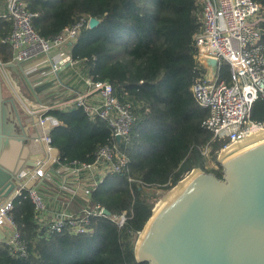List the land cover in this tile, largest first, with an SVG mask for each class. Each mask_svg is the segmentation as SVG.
Masks as SVG:
<instances>
[{"label": "trees", "instance_id": "16d2710c", "mask_svg": "<svg viewBox=\"0 0 264 264\" xmlns=\"http://www.w3.org/2000/svg\"><path fill=\"white\" fill-rule=\"evenodd\" d=\"M254 1L264 13V0ZM26 3L37 14L33 28L47 39L82 20L99 21L93 29H81L70 54L85 76L110 84L117 100L132 105L136 120L131 141L121 147L128 166L122 174L107 176L91 196L116 219L126 213V221L119 226L95 218L91 235L46 236L35 221L32 202L17 198L12 215L27 256L14 257L0 242V264H147L136 260L135 247L164 195L196 169L223 178L218 159L228 141L213 140L202 128L208 111L191 91L196 77L194 37L202 29L197 0ZM11 28V21L0 20V62L5 65L13 62L6 41ZM47 115L60 122L51 137L63 162L93 163L97 149L112 142L107 123L91 120L82 109H53ZM251 119L264 124V99L254 103Z\"/></svg>", "mask_w": 264, "mask_h": 264}, {"label": "built area", "instance_id": "2783aa9c", "mask_svg": "<svg viewBox=\"0 0 264 264\" xmlns=\"http://www.w3.org/2000/svg\"><path fill=\"white\" fill-rule=\"evenodd\" d=\"M197 6L202 29L194 37L196 77L191 91L199 106L208 111L202 128L213 134V140L228 141L224 152L264 130V124L251 119L254 103L264 99V13L254 0H197ZM36 17L37 14L28 10L26 0H9L7 14L0 16V20L12 22L6 39L13 49L12 64L21 68L56 52L60 57L50 62V73L58 76L67 63L77 66L78 76L87 89L72 99H64L61 92L56 100L43 102L36 100L33 90H28L24 99L19 97L28 116L27 123L42 132L32 139V145L42 146L44 155L17 176L13 191L0 204V229L6 234L0 242L16 258L27 256V247L12 215L15 200L20 197L32 202L35 221L46 236L91 235L95 218L117 221L123 226L126 213L118 219L108 216L102 205L92 202L91 196L107 176L122 174L127 168L129 160L121 147L130 144L136 120L132 105L117 100L110 84L85 76L78 62L66 56L81 29L90 27V20H82L47 39L33 28ZM208 60L217 63L215 74L206 67ZM0 69L2 83L3 79H11L12 70L2 62ZM224 69L228 71L226 77L222 75ZM28 97L33 98L29 104ZM73 108L82 109L91 120L105 121L112 131V142L97 149L93 163L63 162L52 144L51 132L60 122L48 116V112ZM204 153L208 154L209 150ZM49 191L53 193L52 207L46 194Z\"/></svg>", "mask_w": 264, "mask_h": 264}, {"label": "water", "instance_id": "95a60500", "mask_svg": "<svg viewBox=\"0 0 264 264\" xmlns=\"http://www.w3.org/2000/svg\"><path fill=\"white\" fill-rule=\"evenodd\" d=\"M98 25L95 18L90 20L91 29ZM6 67L19 72L12 63ZM206 67L215 74L217 63L208 60ZM10 103L13 109L3 94L0 69V200L13 191L28 152L24 148L15 173L1 163L4 152L14 146L12 139L24 141L17 132L23 131L21 121H12V112L19 118L15 101ZM224 152L218 159L222 179L196 169L199 174L182 191L163 199L168 203L156 216L154 209L136 243L139 263L264 264V140L226 160ZM105 214L111 215L108 210ZM4 236L0 229V241Z\"/></svg>", "mask_w": 264, "mask_h": 264}, {"label": "crops", "instance_id": "0c3cea01", "mask_svg": "<svg viewBox=\"0 0 264 264\" xmlns=\"http://www.w3.org/2000/svg\"><path fill=\"white\" fill-rule=\"evenodd\" d=\"M8 1L9 0H0V16L7 14ZM66 53H67L66 56L71 58L70 50H68ZM58 54L59 53L53 52L47 58L35 59L34 61L23 65L21 68H18L19 69L18 74L11 71L12 75L15 74L16 78L17 76H21L23 78L25 89L33 90L36 96V100H42L43 102L53 101L57 99L58 95H60L61 92H63L64 99H72L73 97L76 96V94L86 92L87 88L84 85V82H81L82 80L78 76L80 70L78 69L77 66H70L67 63L63 66L58 76L54 77L50 73L49 64L51 61L55 62L56 60H58V58L60 57L58 56ZM67 59H68L67 57H64V60L67 61ZM23 75L27 76L26 80L24 79ZM17 83L18 85L15 86L17 87L16 90H14V88L12 87L14 90L13 94L18 99L20 96L21 98H23L25 89L23 90V87H21L20 85L21 83L19 82L18 79H17ZM10 99L14 100V98H10ZM21 124L23 126V131L22 129H18L17 132L18 134H20L19 138H22L24 141L18 142L17 140L12 139L13 144L16 145V149L18 148L16 153L12 154V152L7 150L4 152L1 158V163L12 173L13 172L15 173L17 167L19 166L21 155L23 153L24 148H27L28 152H27V158L24 162V165L22 166L23 167L22 171H24L26 167L32 166L37 160L41 159L44 155L42 146L32 145L33 144L32 139L36 136L41 135L42 132L36 128H32V125L28 124L26 120L21 121ZM22 171H20L15 177L17 178V176ZM46 194H47V198L50 201L49 202L50 206L52 207L51 197L53 193L49 191L46 192ZM5 199L0 200V204ZM2 231L4 235H6L3 229Z\"/></svg>", "mask_w": 264, "mask_h": 264}, {"label": "bare ground", "instance_id": "6f19581e", "mask_svg": "<svg viewBox=\"0 0 264 264\" xmlns=\"http://www.w3.org/2000/svg\"><path fill=\"white\" fill-rule=\"evenodd\" d=\"M264 140V130L255 132L252 136H250L244 143L240 145H234L229 147L224 153H223V158L226 160L233 154L253 145L258 142H261ZM11 152V151H10ZM9 152V153H10ZM8 156V155H7ZM8 159V157H7ZM199 174L198 171H194L192 174H190L185 180H183L179 186L171 193L168 194V197L166 200L172 199L175 195H177L180 191H182L197 175ZM168 201H161L159 204H157L155 208V213L154 215L156 216L159 211L168 203ZM167 202V203H166ZM143 235V234H142Z\"/></svg>", "mask_w": 264, "mask_h": 264}, {"label": "rangeland", "instance_id": "374dc122", "mask_svg": "<svg viewBox=\"0 0 264 264\" xmlns=\"http://www.w3.org/2000/svg\"><path fill=\"white\" fill-rule=\"evenodd\" d=\"M223 77H226V75H225V73H224V71H223ZM10 78L11 79H7V80H5V79H3V94H4V97L6 98V99H10V98H14V101H15V106L17 107V109H18V111H19V113H20V115H21V117H22V119H23V121H25L26 119H28V116H27V114L25 113V108H24V106H23V104H22V102L13 94V92H14V90H13V86L15 87V86H17L18 85V83H17V79L19 80V82L21 83L20 85H21V87H23V90L25 89V84L23 83V78L21 77V76H17V78H16V76H15V74H13V75H11L10 76ZM28 94V90L27 89H25L24 90V95H27ZM13 95V96H12ZM29 98V100H26V103L27 104H29V102L31 101V100H33V98H30V97H28ZM13 100V99H12ZM18 149V148H17ZM17 149H16V145H14L13 147H12V149H11V152H12V154H15L16 153V151H17ZM211 166H214V164H211ZM188 177V176H187ZM186 177V178H187ZM185 178V179H186ZM184 179V180H185ZM167 196H168V193H166L165 195H164V197L162 198V200L161 201H163V199L164 198H167ZM160 201V202H161ZM159 202V203H160ZM158 203V204H159Z\"/></svg>", "mask_w": 264, "mask_h": 264}, {"label": "flooded vegetation", "instance_id": "af4514ba", "mask_svg": "<svg viewBox=\"0 0 264 264\" xmlns=\"http://www.w3.org/2000/svg\"><path fill=\"white\" fill-rule=\"evenodd\" d=\"M5 99H6V98H5ZM6 101H7L8 105H9V107H10V106L12 105V104L10 103L11 99H6ZM10 108L13 109V105H12ZM17 111H18V109H17ZM18 113H19V111H18ZM11 116L13 117V118H12V121H14L16 124H17V122H19V121H23V119H22L20 113H19V118H20V119L17 118V116L14 114V112H12ZM18 129H19V128H17V131H18Z\"/></svg>", "mask_w": 264, "mask_h": 264}]
</instances>
